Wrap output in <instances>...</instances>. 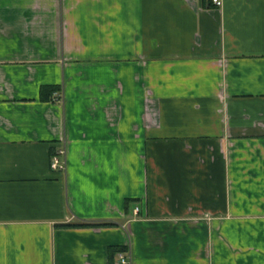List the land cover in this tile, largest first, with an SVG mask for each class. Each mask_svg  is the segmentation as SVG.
<instances>
[{
    "label": "crops",
    "instance_id": "1",
    "mask_svg": "<svg viewBox=\"0 0 264 264\" xmlns=\"http://www.w3.org/2000/svg\"><path fill=\"white\" fill-rule=\"evenodd\" d=\"M120 252L264 264V0H0V264Z\"/></svg>",
    "mask_w": 264,
    "mask_h": 264
},
{
    "label": "built area",
    "instance_id": "2",
    "mask_svg": "<svg viewBox=\"0 0 264 264\" xmlns=\"http://www.w3.org/2000/svg\"><path fill=\"white\" fill-rule=\"evenodd\" d=\"M212 4L216 7L222 5V0H211ZM66 150L65 147L60 145L55 148L54 152L50 156V167L54 170H64L66 167ZM137 210V208H135ZM119 262L121 264H129V255L126 252H120L118 254Z\"/></svg>",
    "mask_w": 264,
    "mask_h": 264
},
{
    "label": "trees",
    "instance_id": "3",
    "mask_svg": "<svg viewBox=\"0 0 264 264\" xmlns=\"http://www.w3.org/2000/svg\"><path fill=\"white\" fill-rule=\"evenodd\" d=\"M58 86L54 85H42L39 89V97L43 100L49 99L53 91L57 90ZM80 225H94V224H78Z\"/></svg>",
    "mask_w": 264,
    "mask_h": 264
}]
</instances>
